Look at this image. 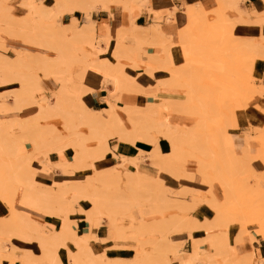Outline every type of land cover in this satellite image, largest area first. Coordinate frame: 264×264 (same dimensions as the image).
<instances>
[{
  "label": "rangeland",
  "instance_id": "1",
  "mask_svg": "<svg viewBox=\"0 0 264 264\" xmlns=\"http://www.w3.org/2000/svg\"><path fill=\"white\" fill-rule=\"evenodd\" d=\"M21 1L22 0H6L5 2L4 1L1 2L2 3L1 10H3L4 13L6 14L9 12L8 16L10 17L7 20L8 22L12 23V26H15L17 24L16 28L19 27L18 19L23 17L26 13V8L21 4ZM224 1L226 0H222L220 2L218 1L219 3L218 10L212 12H205L206 13V14L204 13L205 17L204 15H203L204 18L202 17L203 20H200L199 18L201 17L199 16V14L201 13L194 12L191 14V15L198 14L197 16L199 17L196 16L198 18L196 22L190 24L191 25L190 28H188L185 32L191 34L192 38L194 35H196L195 37L197 36L201 37V35L204 34L207 38H209V41L211 39L212 40L208 44L206 43L207 45H205L203 43L208 42L207 41L208 39L206 38L203 39V37H201L202 38L201 40L199 38H197L196 40L195 38L193 42L189 43L187 49L188 51L186 50L185 52L187 56L188 55L190 56L187 58L186 54L184 53L185 64H182V66L184 67H181L180 65V68L175 67L173 69L171 66L173 63L170 66L168 64H165L166 66L165 68H162L163 65H159V64L152 65L153 67L152 71L156 69H163L169 71L170 75L172 70L173 71L176 70V72H180L178 73V75L179 74L181 75L184 72V74H182L183 76L181 75V77L178 78V79L181 78L180 80H183L181 81L182 83L180 82V80L176 81L178 83L180 82L179 87L183 86L184 84L192 85V83L196 81L193 84V86L196 85L195 98L193 99L192 103H190L189 105L183 106V104L181 103L178 104L179 106H177V104L175 103L177 101L179 103L180 100L184 101V99L186 98L185 94L159 92L164 94L163 95L164 97H161L158 94V100L160 101V103L161 101L173 99L171 100V102L173 101L172 103L170 101H168V103L170 104L167 105L166 103L168 108L169 105H173L171 106V108L173 109L171 108H169L170 110L167 109L168 112L162 114L160 116V120H163L164 115L168 114L167 118L171 125H175L178 128L188 127L190 129L192 127V129H195L196 131H198V133L203 132L202 133L203 137H201V139L199 140L196 149H194V151L192 150L193 153H191V155L182 156V154H180L179 155L180 161L175 164L174 162H172L173 167H168L169 162L167 161L166 158H164L161 162H158L156 164H152L149 161H147L148 166L144 164L145 167L144 169L146 171L144 172V175L140 177H138L137 175H138V171L141 170V168L138 169V166H136L137 165L136 160L133 159L134 157H137L139 155V150H138V155L136 156L130 155V157H125L124 160L120 159L117 156L120 159L119 165H115L111 167L104 166L100 168H95V165L93 163L94 160H102L106 157L107 154L103 152V149L101 148V143L99 144L98 139L93 137L91 134H88L89 133L88 128L86 126H80L81 131L84 132V130H87V132L85 131L84 134L83 132H81L82 134L81 142L86 147L83 156H84V166L85 168L87 167L88 168L87 169L84 168V171L77 172L74 175L69 176V180L71 182L83 181L87 177V175L91 173L100 174L102 176H105L106 174H110V173L114 174V176H111V179L108 178L110 180L107 179V182H99L98 187L107 193V199L109 201H111L113 204L116 203L115 211H114L115 221L119 230L124 232L126 236L125 241H117V242L115 241V243L113 244L117 245L119 248L125 247L127 249L126 252L132 253L131 256H125L119 258L111 257L109 255H106L105 253L97 252L96 249L93 248V244H92L93 242H92L91 245L93 248V252L97 257L103 256L105 259L110 261L116 259L128 260L134 256L135 254L134 247L136 244L139 243L141 247L145 249L146 253H148L149 256V257L147 256L148 264H152V263L158 264L157 258L158 257L161 258L162 255L168 254L171 251L173 245L178 246L177 245L178 243L179 247H181L180 251L177 254H172L170 258L172 261L171 264H174L172 257H178L179 255L182 254L183 251H187L185 257H183L181 260L185 259L192 252V247L194 245V242L192 240H198V243L202 249V253H201L202 256L209 255L208 258L207 257L206 258L214 262L213 263L211 261L210 264H237L238 259H240L238 257L240 256V254H242L241 258L244 257L243 254L245 255L244 259L247 258L246 254H249V252L246 249L247 248L246 243L250 244V241L254 240V238H251L250 234L255 235V237L257 236L259 238L262 237L258 234L261 232L262 222L264 221L259 222L258 220L261 219L264 220V124L260 125L259 127L250 128L247 132H245L244 133L245 138L241 143L234 142L235 144L234 150L232 149L231 138L228 132L232 128L238 126L236 112H235V108L237 107L236 103L241 104L243 107L242 110L239 109V112H246L249 111V109H253L257 111L259 114H261L262 117H264V112H262L264 111V109L257 108L254 102L255 97L262 94V92L261 93L255 92L254 95L249 93L256 88L254 64L257 60H261V59H256L251 65L250 59L252 55H250L248 51L246 52L247 49L244 50L245 51L244 53H241L243 48L240 49L241 52H238L239 46L248 45L251 47H246V46L245 47L248 49L249 48L253 49L252 44L254 43H252L253 42L252 40H255L254 45H257L260 44L261 39L264 38L258 40L248 39L250 42L245 39L244 43H242V40L244 39L236 38V36H234L233 34L232 27L230 26L231 28L229 29L228 26L229 22H232L233 20H231L228 16V13L224 11V9H227L228 7H225L223 5L224 6L223 9L222 4L224 3ZM32 3L34 6H38V7L42 3L44 8L48 10L47 19L43 21L44 25L42 24L43 26L42 29H44L45 27L47 29L43 30L42 33L52 35L54 36V38L60 37L61 34H64L65 37L66 36L69 37V35H65V34L68 33V29L66 27L70 26V24L63 26L61 24V19H59V16L68 12L60 11L58 7L55 5L56 4L55 1L53 7L44 5L43 0H32ZM2 6H6L8 8V11L5 9L6 7H4L5 9L4 10ZM75 9L83 11L85 15L91 12V11L86 12L83 10V8H75ZM75 9H73V11ZM6 14L4 15L6 16ZM224 15H225V19L226 20L230 19V21H227L226 23V20L224 19L225 20V22L223 21L224 25L222 24L224 28L222 29L221 25L218 26L217 23H222L220 17ZM1 16L2 15H0V17ZM262 16H264V13L260 14L261 20H259V22L261 21L260 23L264 24V17ZM12 18L14 21L11 20L12 21L11 22L9 19ZM0 19L2 21L3 18ZM1 21L0 24L4 25V23H6L4 26L9 24L7 23V21L4 23L3 21L2 22ZM213 23L215 25H213ZM0 27H2V25ZM216 27L218 28V31L216 30L217 29ZM51 30L54 31L55 35L52 33ZM197 31H200V33L203 32L204 33L200 35ZM57 32L58 35H56ZM229 32H231L232 35ZM64 36L62 37L61 35L62 38H65ZM222 36L224 37L226 36L227 40ZM22 37L23 35L20 36L14 34L13 32H10L8 34L7 32L5 33L0 30V41H1L0 45H2V48L0 46V57L10 59L16 56L17 51H25L26 53L29 52L28 53L29 55L30 54L33 55L36 52V46L28 41H25L26 39L25 40L23 39L25 37L23 38ZM219 37L220 38L222 37V40ZM217 39L219 40L218 42ZM65 40H69V38H65ZM246 41L248 42V44L245 43ZM211 42L213 44H211ZM73 43H75L78 47L79 44H77V42L74 41ZM230 43L233 46L236 45L234 47L235 50L231 47L232 49L231 48H228L229 50L227 49L229 52L227 50H226L227 53L224 52L225 49L227 48L226 45L230 46ZM70 44L72 45V42ZM214 44H217L218 46L215 45L216 47L214 48ZM146 46L150 48L152 47L153 48L158 47L161 49L163 48L161 44H156V45L147 44ZM3 47L5 49H3ZM203 48H205L206 50ZM206 52L207 54L209 53L208 55L210 54L211 55L208 56ZM77 53L80 54L79 52ZM52 54H53L52 51H48L46 57L51 58ZM221 55L224 57H222ZM149 58H147L146 62L149 60ZM72 59L74 60L76 59V61L74 62L73 60L70 59L72 62L69 60L71 63L68 62L69 65H67L64 70L62 68L60 72H58V70H51L49 73L46 74V76H44L45 74L44 72L43 74L42 71L34 67H30V68L21 67V69L19 68L16 69L18 70L17 71L18 73H22V74L25 73L24 75L27 74V76L28 74H30L29 77L30 78L32 77L31 79L33 80L32 81L28 77V80H30V84L31 82L32 83L37 82L38 87H36V89L34 88L36 86L35 83L33 84L34 87L30 85L32 88H34V90H31V93L33 94V96L35 97L34 99L36 100H38L40 97L44 96L45 94L51 95L57 91V89L60 86L59 85L60 81H58L55 77H58V75H63L66 77L65 81H67L66 84L69 87H71L73 84L78 85L79 83L82 85L83 84L82 77L84 78L85 73L87 72L94 76L97 74L95 77L96 78L99 77L100 79H102L101 75L92 68H87L86 71L84 72V75H82L81 62L78 61L79 59L77 58H72ZM187 61H190L188 65H186ZM224 61L225 63H223ZM123 63H124V67H131L133 69L135 68V70L137 71H141V70L148 71L149 68L147 67L146 64L144 66L142 63L139 64V67H134L130 65L128 61H124ZM190 63L192 67H190ZM185 66L186 67L188 66L189 68L188 67L185 68ZM67 67L68 70H66ZM177 68L179 70H182V72L178 71ZM182 68H184V71ZM228 68L231 72L228 70ZM34 69L39 75V78L37 77L38 75L35 77L34 75L36 73L35 71L33 73V76L35 78H33V76L31 75ZM188 69L189 70L191 69V71H189ZM226 70L229 71L228 74L229 80L228 78L225 77L228 76L227 75L228 72H226ZM248 70L252 74V78H253L250 81H246L245 79ZM66 71L68 73L65 74ZM150 71L151 69H149L148 72ZM185 71H189V72L185 73ZM187 73H188V77H190L189 78L190 83L188 82L189 80H187L188 79ZM189 75H191L192 77ZM215 76L220 78L218 79ZM230 76L232 77V80L230 79ZM217 79L218 80L222 79V81L221 80L218 81ZM223 81L226 83H224ZM229 81L230 82L233 81V82L230 83ZM183 82H188V83H183ZM174 83L173 85H171L173 86V88L178 86L175 85ZM104 84L106 88L107 85H109L112 88V86L109 83H104ZM231 84H233V86ZM45 86L50 87L51 89H46L44 88ZM18 87H19L18 82H12L7 85L0 84V94L12 93ZM85 89L89 90L87 88ZM88 93L89 92L87 91L83 95L84 103H85L86 94ZM118 94L127 95L130 97H136L137 91H133V92L117 91L116 100H115L117 103H118L117 97L119 98ZM139 95L141 97L140 101H138L136 104H131L130 106L127 105L125 107L134 108L135 106L142 105L144 103L146 106L151 104L153 105L155 103V99L153 97H148L142 94ZM171 95L172 96L176 95L179 97H170ZM163 98H165V100ZM228 104L233 105L231 108V112H232L231 114H229L228 108L225 106ZM161 105L166 106L165 103ZM175 106L179 108L181 107L180 108L181 111L179 110L175 111L174 108ZM118 107L119 106H117L116 109L119 115H121L122 119L124 120L125 119L124 115H126V111L125 109L121 108V106L119 108ZM37 108L38 106L35 105L33 102V104H28L25 107L23 113L16 112L14 110L2 111L0 112V121H2L3 119L16 118V117L22 119L29 116V118H31V116L34 115V113L36 112ZM102 108L94 109V110H101L105 115L104 117H107L106 112L103 111ZM27 113L28 115H26ZM57 117L58 116L53 115L52 117L48 118L47 121L45 122L43 121L42 124L40 123L41 126L39 125L40 128L39 127L38 128L39 129L43 128L44 130L46 127L45 125L56 124L57 119L58 121L60 120V118ZM199 119L203 120V123L201 121L202 123L201 125H205V127L202 126V128H200L201 125L197 123V121L200 122ZM198 125H200V127ZM125 126L130 127L129 123H126ZM195 126H198V129H196L197 127ZM222 130L226 133L224 136H222L223 133L221 132ZM18 132L19 131H14V134H17ZM154 134H156V136L159 138L158 144L163 151V156L165 157V155L169 153L170 147L167 141L161 138L162 136H160L158 133H154ZM68 138L69 136L66 137V141L68 140ZM109 140L113 142L114 137L107 136L106 137L107 144ZM247 141H249V146H247L246 144ZM119 143L124 145H129L131 147L134 146L128 143H123V142H119ZM25 144L26 145L24 148V152L22 151V155L24 157L28 155L31 156L34 150L33 146L29 140H26ZM164 145H168L169 150L167 152L164 151ZM150 146L152 147V145ZM247 147L250 148L249 149L250 152L255 156H251L246 153L248 151ZM244 149L245 152L242 154ZM65 151H67V154L69 152L72 153V156L70 158H67L68 161H72L76 158L77 154L72 148H66L64 150V155H65ZM51 152L54 151L49 150L48 155ZM41 159H42L41 155H36L32 157L31 167L33 171L35 170L34 164L36 162L42 164L40 162ZM126 163H130L132 167L126 166ZM17 166L19 165L17 162H15L13 167L7 168V165L0 161V175L7 176L10 174H15L14 172L16 170L18 171ZM90 166L94 167L95 169L92 170L91 172L89 171L86 172V170L90 169L89 168ZM150 169H155L154 173H152ZM172 170L175 171V174L169 173V171ZM34 173L35 171L33 172V175ZM76 185L77 184L73 183V186ZM186 190L187 192L184 193L183 191ZM70 201L72 200L65 197V198H61L58 204L61 206H67L68 203H70V205L72 204V207L74 208L75 211L73 210L72 212H69V218L72 222L71 223L72 226H74V228L76 229L77 236L78 237L87 236L92 233L97 238L95 241H100L101 237L99 238L91 230L84 216V212L91 207L90 202L84 199L79 200L75 203ZM12 203L16 211L24 212L26 214H28V212L30 213L31 211L39 212L37 210L30 209L20 205L16 200H13ZM86 204L88 205L87 208L84 207ZM0 207H3V209L6 211V213L0 216V219H2L3 216L5 217V215L6 217L9 216L10 208L8 207V204L4 201V199H2V197L0 198ZM81 209H83V211H81ZM139 209H147L148 212L144 216L140 213ZM74 224H76V226ZM102 225H103V229H107V226L105 224ZM84 229L90 230V232L87 233L86 231H83L82 233H80V231ZM9 231L10 234L0 231V244L1 247L3 248V255L5 256V259L2 261V264H4L7 261L9 264H16L17 262L22 264L21 259L22 257H24L25 252L23 254L20 253L18 254V252L13 253L12 251L13 248H9L8 244H4L5 242L4 240H8L9 237L16 234V230L13 228H10L8 232ZM100 242L105 243L102 241ZM68 246H71L69 247L71 249L74 248V246L70 241H68ZM40 249L42 250L41 257H36L35 254L29 249L26 250V252L28 251V253L30 252L33 253V255L31 253L32 257H29L31 264H40L41 262H45L46 264H52V262L47 261L45 257L48 256V253L56 255L54 249L52 250L51 247L49 248L40 247ZM236 257H238V259ZM181 260L177 264H182ZM241 260L243 259H240V261Z\"/></svg>",
  "mask_w": 264,
  "mask_h": 264
},
{
  "label": "bare ground",
  "instance_id": "2",
  "mask_svg": "<svg viewBox=\"0 0 264 264\" xmlns=\"http://www.w3.org/2000/svg\"><path fill=\"white\" fill-rule=\"evenodd\" d=\"M2 1L5 2L6 0L0 1V15H2L0 18H3L2 19L3 23L7 21V23L9 24H7L6 26H4L6 23H4V25L0 24V26L2 25V27H0V30L5 33L7 32L8 34L10 32H13L14 34L20 36L23 35V37L25 38L23 37L22 38L24 40L26 39L25 41H28L36 46V52L33 55L31 54L29 55L28 54L29 52L26 53L25 51H17V52L15 51L16 56L10 59L0 57V84L7 85L12 82L19 83V87L16 90H14L12 93L0 94V112L14 110L16 112L23 113L25 107L28 104H33V102L35 105L38 106L36 112L34 113V115L31 116V118H29V116L22 119L16 117V118L3 119L2 121H0V161L5 163L7 165V168L13 167L15 162H17L19 165L17 166L18 171L16 170L14 172L15 174H10L7 176L0 175V196L2 197V199H4V201L8 204V207L10 208L9 216L6 217L5 215V217L3 216L4 218L2 217V219H0V231L10 234V231L8 232L10 228L16 230V234L9 237L8 240H4L5 241L4 244H8L11 238L15 237L23 241H34L39 245V247H45V248L51 247L52 250L54 249V251L56 252V255L48 253V256L45 258L47 261H51L52 264H148L147 262L149 257L148 253H146L145 249L142 248L139 243L135 245L134 247L135 254L131 259L128 260L116 259L110 261L105 259L103 256L97 257L93 252V248L90 242L91 239L95 241L97 239L96 236L91 233L90 235L87 236L78 237L76 229L74 228V226H72L71 224L72 222L69 218V212H72L74 210L72 204L70 205V203H68L67 206H61L58 204V202H60V199L65 197L71 199L72 201L70 202H74V203L83 199L88 200L91 204V207L84 212V216L91 230L98 228L102 224H105L107 226L106 233L103 237L100 238V241L106 242L107 240H110L113 243H115V241L116 242L125 241L126 236L124 232L119 230L115 221L114 211H115L116 203L113 204L111 201H109L107 199V193L98 187L99 182H107V179L108 178L111 179V176H114V174L110 173V174H106L105 176H102L100 174L91 173L88 174L83 181L62 182V183H58L57 187L43 186L34 180L33 172L35 170L33 171L31 167L32 157L36 155H41L42 156V159L40 160L41 163H43L47 168L50 167V169L51 166L57 168L61 173L67 175L64 176L65 178L63 180H69V176L74 175L77 172H82L84 171L85 168L83 154L85 152L86 147L81 142V138H82L81 132L83 131L80 130V126H86L89 130L88 134H91L93 137L97 138L99 144L101 143V148L103 149V152L105 154H108L110 151V147L108 146L106 141L107 136L114 137L119 142L128 143L131 145H135L136 141L139 142L143 141L145 143L152 145L151 149L147 150L146 152L139 150V155L133 158L136 160L137 163L136 166H138V169L141 168V170L138 171V175H137L138 177L144 175V172L146 171L144 169L145 168L144 164L147 161H149L152 164H156L158 162H161L164 158H166L167 161L169 162L168 167H173L172 162H174L175 164L180 161L179 158L180 154H182V156H188L191 155V153H193L194 149H196V146H198L197 144L199 143V140L201 139V137H203L202 136L203 132L198 133V131L192 129V127L190 128L192 130H190L188 127L178 128L175 125H171L167 118L168 114L164 115L163 120H160V116L165 112H168L167 109L173 106V105H169V108L167 107V105L170 104L168 103V101L171 102V100L173 99L169 98L170 100H165V98H163L165 101H161L160 103V101L158 100V93L171 92V93L185 94L186 98L184 99V101L180 100L179 103L178 101L175 103L177 104V106H179L178 104L181 103L183 104V106L189 105L190 103H192L193 99L195 98L196 85L193 86V84L196 81L192 83V85L184 84L183 86L179 87L180 82L183 80H180L181 78L180 79L178 78L181 77V75L184 74V72L181 75L180 74L178 75V73L180 72H176V70L173 71L171 69L172 71L169 78L161 82L159 80L158 84H156V86L154 85L155 87L154 86L149 87L151 86L149 85L147 88H144V87H140L139 84L137 85L134 79L131 76H129V74L125 73L124 63H123L124 61H128L130 65L134 67H139L138 61L143 60V52H142L143 43L146 44L147 42L148 43L151 42L155 45L161 44L163 47L162 48L163 53L161 56L159 55L160 58H158L157 56H150L147 62L141 61L142 63H146L147 67H149L148 71L149 69H151L150 72L147 71L148 74L152 72L153 64L163 65L164 67L162 66V68L166 67L165 64H168L170 66L173 63L172 58H173V51L175 49L174 46L170 45L171 43L170 44L165 43L167 41L165 38L167 37H165V35L163 34L158 23L152 22L147 26L136 25L134 23L135 14L131 12L132 8L128 16V24L130 26L127 28V30L125 31L123 30L120 31V33L118 32L116 33V36L114 37L115 40L113 42L114 50L109 51V47L112 46L110 42L111 37L108 34H106V36L104 35L105 37L102 35L103 37L99 36L98 38L97 33L95 31L94 22H90L87 24L85 23L83 25H77L76 21L73 20L70 26L66 27L68 29V33L65 35H69V37L67 36L65 37L64 34H61L62 37L64 36L65 38H69L70 41L65 40V38H62L60 34H59L60 37H55L58 38L55 39L54 36L52 35L42 33L43 30L47 29L46 27L42 29L43 27L42 24L43 21L47 19V14H48V10L44 8L42 3L38 7L33 5L32 0H22L21 4L26 8V13L23 17H21L22 19L19 18L20 21L18 19L19 27L17 26L18 28H16L17 24L15 26H12V23L8 22L7 20L10 17L8 16L9 12L6 14L4 13L3 10H1ZM110 1L111 0H55L56 2L55 5L58 7L60 11H65L68 13H72L73 9L75 8H83V10L87 12L89 9H91L92 6L94 7L96 3H99L102 6V8H107L108 3ZM117 1L118 0H116L115 2ZM128 1L129 3L127 2V0L123 1L127 9L128 7H131L130 6L131 0ZM239 1H243V0H226L228 6L235 7V9H237L236 8L238 4L237 2ZM4 7L6 6H2L3 9ZM5 9L8 11L7 7ZM93 9H95V7ZM202 9L203 8L199 10L202 12L201 13L202 15L199 14V16L201 17L197 16L198 14H196V16L200 18V20H203L202 17L205 13L204 11H202ZM190 10H188V12L190 11L193 13L195 11V10L193 11L192 9ZM237 10L238 12L240 11L239 8ZM3 13L6 14V16L8 17H6ZM190 17L191 16H189V18ZM260 18L261 17L259 15L255 23L256 22L260 23L261 22V21L259 22V20H261ZM220 19L222 23H217V25L218 26L221 25L223 29L224 28L223 21L225 22L226 20L225 15L220 17ZM9 20L14 21L13 18ZM235 20L238 22L245 21L244 19L241 21V17L240 19L237 18ZM227 21H230V19L229 20L227 19L226 23ZM234 22L233 21L229 22L228 24L229 29L231 27L233 29V26L235 24ZM213 25L215 24L213 23ZM218 28L216 29L217 31ZM122 29H124V27ZM51 31L54 34V31L53 30ZM197 32L200 35L204 33L203 31H202L203 33H200V31ZM229 33L232 35L231 32ZM125 34H127L128 37L131 39V41L128 43L123 42V36H125ZM182 34H183L182 37L180 36V43H181L180 45L183 53L185 54H186L185 51L188 49L189 43L193 42L195 38L196 40L197 38L201 40L202 39L201 37H203V39L204 38L208 39L207 40L208 42L203 43L205 45H207L212 40L210 38L211 40L209 41V38H207L204 34L201 35V37L200 36L195 37L196 35H194L193 38L191 34H185V31L182 32ZM56 35H58V32L56 33ZM222 37L219 38L222 40ZM224 38H226V36ZM74 41L80 45V48L79 45L77 47V45L73 43ZM154 41H156L157 43L156 42L154 43ZM218 41L219 40L217 39V42ZM244 41L245 39L242 40V43H244ZM252 41H253L252 43L255 44L254 42L255 40ZM71 42L72 45L70 44ZM100 43L103 44V46H101ZM245 43L248 44L247 41ZM211 44L213 43L211 42ZM217 44H214V48L218 46ZM254 44H252L253 49L249 48L250 51L246 47H251V46L241 45L242 47L241 46L238 47V52H241L240 49L243 48L241 53H244L245 52L244 50L247 49L246 52L248 51V53L252 55L250 59L251 65L256 59L264 60V39H261L260 44L257 43H256L257 45ZM0 46L2 48V45ZM235 46L231 45L230 43V46L226 45L227 48L225 49V51L224 50L223 51L227 53V51L229 50L228 48L232 47L234 49ZM3 49L5 48L3 47ZM48 51H52L53 53L51 58L46 57ZM76 51L79 52L81 55L78 54ZM189 56L190 55L187 56L186 54L187 58ZM72 58H77L79 59L78 61L81 62L82 75H84V72L86 71L87 68H92L101 75V78L104 81V83H109L112 86L111 89H107V95L105 96V100H104L105 104L102 108V110L106 112L107 117H104L105 115L101 110H93L91 108L89 109L87 105L84 103L83 95L87 91L89 92V90L85 89V88L89 89L87 86L84 87L83 84L81 85L79 83L78 85L73 84L71 87H69L66 84L67 81H65L66 77L63 75H58V77H55L58 81H60L59 84L60 86L55 93L51 95L45 94L44 96L40 97L38 100L34 99L35 97L31 93V90H34V88L36 89V87H38L37 82H34L36 84V86L34 87L33 85L34 83L31 82L30 84V80H28L30 74H28L27 76V74L24 75L25 73L24 74L18 73L17 72L18 70L16 69V68L21 69V67L24 68L34 67V68H38V70L42 71V73L44 72L45 74L44 73L43 74L44 76H46V74L49 73L51 70H58V72L61 71V68L64 70L65 67L72 62L71 60H73L74 62L76 61V59L74 60ZM189 62L190 61H187L186 65H188ZM223 63H225V61ZM148 65H150L152 68ZM178 67L180 68V66ZM181 67L184 66L181 65ZM187 67L185 66V68ZM190 67H192L191 63H190ZM182 69L184 71V68ZM191 69L188 70L191 71ZM15 70L17 73L15 72ZM66 70H68V67ZM177 70L182 72V70H179L178 68ZM34 71L35 69L32 71L31 74L32 76ZM189 71H185V73ZM229 71L226 70V72H228L227 75L229 74ZM66 73L68 72L66 71L65 74ZM34 75L36 77L38 75L37 72ZM35 77L33 76V78ZM37 77L39 78V75ZM225 77L228 78L229 80V75ZM31 78L29 77V79ZM187 78H188L187 80H189L188 82L190 83V79H189L190 77H188V73H187ZM216 78L219 79L220 77H216ZM222 79L220 80L222 81ZM230 79L232 80L231 76ZM245 79L246 81H250L253 79L252 74L249 72V70L248 73L246 74ZM177 80H180V82L179 83L176 82ZM188 82H183V83H188ZM173 83L178 86L173 88V86H171L173 85ZM233 84L231 85L233 86ZM30 85L34 88H32ZM117 91L120 92L137 91L139 94L148 97H153L155 99V103L153 105L151 104L148 106H146L144 103L142 105H137L134 108L121 106V108L125 109L126 111V115H124L125 119L123 120L121 115H119L116 109V107L119 106L115 103ZM262 91H264V87L256 86V88L249 93L254 95L255 92L261 93ZM164 103L165 105L167 103V105L166 106L161 105ZM177 106L174 107L175 111L177 110L181 111L180 110L181 107L179 108ZM225 106L228 108L229 114H231L232 113L231 108L233 105L228 104ZM53 115L58 116L60 118L59 121L62 122L63 131H60L57 128L56 124L45 125L46 127L44 130L42 127H41L42 129H39L40 123L42 124L43 121L44 122L47 121V119L52 117ZM199 120L200 122L197 121V123L201 125L203 123V120L202 119ZM126 123H129L130 127L125 126ZM200 125L198 126L200 127ZM198 126H195L197 127L196 129H198ZM202 126L205 127V125H201L200 128H202ZM14 131H19V132L17 134H14ZM221 132H223L222 136L226 134L223 130ZM84 133L85 130L83 134ZM154 133H158L160 136H162L161 138L166 140L170 147L169 153L166 154L165 157L163 156V151L158 144L159 138ZM68 136L69 138L66 141V137ZM26 140H29L31 142L34 150L31 156L28 155L24 157L22 155V151L24 152ZM66 148H72L78 156L76 155V158L74 160L68 161L67 157L64 155V150ZM49 150H52L57 154L56 161L50 162L48 157ZM118 157L122 160H124L125 158L124 155H118ZM89 168L92 170L95 169L92 166H90ZM46 169L45 171H47ZM41 170H43V168H41ZM169 173L175 174V171L172 170L169 171ZM73 183L77 185L73 186ZM183 192L185 193L187 192V190ZM13 200H16L22 206L37 210L39 212H43L46 216L45 223L38 224L32 221L29 218L28 214L24 212L16 211L15 208L13 207V203H12ZM139 211L144 216L148 212L147 209H139ZM54 217H58V224H59L58 229L55 228L56 221ZM258 221L261 222L264 220L261 219ZM74 225L76 226V224ZM258 235L264 237V222H262L261 232ZM250 236L251 238L255 239V235L250 234ZM68 241H70L74 246L73 249L69 248ZM192 241L194 242V245L192 247V252L185 259L181 260L182 261L181 263L210 264L212 260L210 261L209 259H207L209 255L207 256L204 255L205 257L202 256L201 254L202 249L198 243V240H192ZM177 245L178 246L173 245L171 251L168 254L162 255L161 258L158 257L157 263L171 264L172 262L170 259L171 255L177 254L181 248L179 247L178 243ZM114 246L115 245H113V247ZM14 248L12 250L13 253L16 252ZM61 252H64V256H61L60 254ZM31 253L32 252L28 253V251L27 252L25 251L24 257H22L21 259L22 264H31L29 259V257H32ZM246 255H247L246 259H244L245 258L244 254H243L244 256L243 258H241L242 254L238 256L240 259H243L241 260L242 264H264V259H260V258L256 259L254 257V253L252 249L249 251V254ZM238 257L236 258L238 259ZM4 259L5 256L3 255V248L1 247L0 244V264H2V261ZM240 259H238L237 264L239 262H240L239 264H241Z\"/></svg>",
  "mask_w": 264,
  "mask_h": 264
},
{
  "label": "crops",
  "instance_id": "3",
  "mask_svg": "<svg viewBox=\"0 0 264 264\" xmlns=\"http://www.w3.org/2000/svg\"><path fill=\"white\" fill-rule=\"evenodd\" d=\"M54 1L55 0H43V3L46 6L53 7ZM115 1L116 0H111L108 3V7H107L108 9L102 8V6L99 3H96L94 5L95 9H93L94 8L93 6L92 7L90 6L91 9H89L88 12L90 11L91 12L89 14L85 15L83 11L75 9L73 13H65L59 16V19H61V24L63 26L71 24L73 20H75L76 24L78 25L94 22L95 31L98 37L99 36L103 37L104 35L106 36V34H108L111 37L110 42L112 46L109 47V51H112L114 50L113 42L115 40L114 37L116 36V33L117 32L120 33V31L123 30L125 31L130 26L128 24V16L132 8L131 12L135 14L134 23L136 25L147 26L152 22H156L159 24L163 34L165 35V37H167L165 38L167 40L166 44L171 43L170 45L175 47L172 58V62H173L172 68H175L184 64V60H185L184 53L180 47V41H179L180 39L179 36L181 35L182 37L183 34L180 33L190 28L191 26L190 24L195 23L196 20L198 19L196 15H191L192 12H190L191 11L190 9H192L193 11L195 10L194 12H198V13H202L201 11H199L201 10V8H203L202 11L204 12L216 11L218 10L219 7L218 1L220 2L222 0H131L130 1L131 7H128V9L123 2L126 0H118L117 2ZM127 2L129 3L128 0ZM237 3L238 4L236 8L240 9L239 12L237 9H235V7H229L226 1H224V3L222 4V6L224 5L225 7H228L227 9H224L223 6V9L228 13L229 18L235 21L234 22L235 24L233 26L234 36L240 39L258 40L264 38V24L260 25L258 23H255V20L259 17V15L264 13V0H243ZM188 10L190 11L188 12ZM189 16L191 17L189 18ZM240 17H241V21L244 19L246 22L245 21L238 22L235 20L237 18L240 19ZM123 27L124 29H122ZM185 34H189V33L185 32ZM130 41L131 39L128 37L127 34H125V36H123V42L128 43ZM147 44L155 45L151 42L150 43L147 42L146 44L143 43L142 45L143 60L141 61L146 62L149 56H157L158 58H160L159 55L160 56L162 55L163 49L158 47L150 48L146 46ZM100 45L103 46V44L101 43ZM141 61H138L139 64L142 63ZM258 62H262V68L259 77L256 76V72H255V66ZM142 64L145 66L146 63H142ZM124 71L134 79L137 85L139 84L140 87H144V88H147L149 85H151L149 87H152L154 85L156 86L159 80L161 82L170 77L169 71L163 69L153 70L151 72L152 74L151 73L148 74V72L147 71L145 72V70L137 71L131 67H126V68L124 67ZM254 73L256 79L255 82L256 86L264 87V60H257L255 62ZM82 83L84 84V86L87 85L89 90H91L85 97V104L93 110L101 109L105 104L104 98L107 95V88L111 89V87L107 85L106 88L102 79H100L99 77L96 78L94 75L89 74L88 72L85 73V77L82 79ZM44 88L51 89L50 87L47 86H45ZM158 94L159 96L164 97L163 96L164 94L162 93H158ZM170 97H179V96L173 95ZM140 99L141 97L137 92L136 97L119 95L118 103L116 101L115 102L119 106H127V105L130 106L131 104H136L138 101H140ZM261 99H264V91H262V94L256 96L254 99L256 107L260 109H264V103L260 102ZM236 105L237 107L235 108V112H236L238 126L232 128L228 132L231 138V146L233 150L235 148L234 142L241 143L245 138L244 136L245 132H247L250 128L259 127L260 125L264 124V117H262L261 114H259L257 111L253 109H249V111L246 112H239V109L242 110L243 107L239 103H236ZM26 115H28V113ZM246 144L247 146H249V141H247ZM108 145L110 147L109 153L102 160H94L93 163L95 165V168H100L104 166L111 167V166L119 165L120 159L117 157L118 155H124L125 157H130V155L136 156L138 155V150L146 152L147 150L151 149V146L143 141L140 142L136 141L135 145L131 147L129 145H124L119 143L116 140V138H114L113 142L109 140ZM249 149L250 148L247 147L248 151L246 153L251 156H255L250 152ZM67 151H65V156L67 158H70L67 154ZM244 152L245 149L243 150L242 154ZM54 156L56 157L55 159H53ZM48 157L50 162H54L57 160V154L54 152L49 153ZM145 164L148 166V162H146ZM126 166L132 167L130 163H126ZM34 168H35L34 180L43 186L57 187L58 183L70 181V180H63L65 178L64 176L67 175L61 173L60 171H58L57 168H54L53 166H51L50 169V167L47 168L43 163L40 164L36 162L34 164ZM41 168H43V170H41ZM45 169L47 171H45ZM150 170L152 171V173H154L155 171V169H150ZM87 171L91 172L92 169H88L86 170V172ZM4 213H6V211L3 209V207H0V216L3 215ZM28 215L32 221L38 224H44L46 221V216L43 212L31 211L30 213L28 212ZM54 219L57 225L56 229H58V217H54ZM100 226L98 227L99 229L95 228L92 230L99 238L103 237L106 233V229H103V225ZM83 231H86L87 233L90 232V230L84 229L80 231V233H82ZM101 231L104 232L103 236L100 234ZM90 242L91 243L93 242L92 243L93 248L96 249L97 252L105 253L106 255H108L107 253L109 249L113 247V245H115L110 240H107L106 241L107 243H101L100 241H93L91 239ZM247 244L249 243H246L247 246L246 249L248 252L252 249L254 253V257L256 259L257 258L264 259V237L259 238L256 236L253 241H250L249 245ZM8 246L9 248L15 247L14 250H16L18 254L19 253L23 254L27 249H29L35 254L36 257H41L42 255V250L40 249L38 244L34 241H23L21 239L13 237L8 243ZM114 247L123 251H127L125 247L119 248L117 245H115ZM186 253L187 251H183L182 254L179 255L178 257H172L173 263L177 264L183 257H185ZM4 264H9V263L7 261ZM16 264H20V263L17 262ZM40 264H46V263L41 262Z\"/></svg>",
  "mask_w": 264,
  "mask_h": 264
},
{
  "label": "snow or ice",
  "instance_id": "4",
  "mask_svg": "<svg viewBox=\"0 0 264 264\" xmlns=\"http://www.w3.org/2000/svg\"><path fill=\"white\" fill-rule=\"evenodd\" d=\"M261 68H262V62H258V63L256 64V66H255V72H256V76H257V77L260 76ZM89 91H91V90H89ZM90 102H91V101H90ZM260 102H261V103H264V99H261ZM56 126H57V128H58L60 131H63V125H62V122L57 121V122H56ZM85 131H87V130H85ZM168 150H169L168 145H164V151L167 152ZM68 156L71 157V156H72V153L69 152V153H68ZM55 158H56V157L54 156L53 159H55ZM84 207L87 208L88 205L86 204ZM81 211H83V209H81ZM100 234L103 236V235H104V232L101 231ZM94 239H95V238H94ZM105 243H107V242H105ZM69 247H71V246H69ZM60 254H61V256H64V252H61ZM107 254H108L109 256H111V257H116V258L123 257V256H131V255H132L131 252H126V251H123V250L117 249V248H115V247H111V248L109 249V251H108Z\"/></svg>",
  "mask_w": 264,
  "mask_h": 264
},
{
  "label": "trees",
  "instance_id": "5",
  "mask_svg": "<svg viewBox=\"0 0 264 264\" xmlns=\"http://www.w3.org/2000/svg\"><path fill=\"white\" fill-rule=\"evenodd\" d=\"M172 96V95H171Z\"/></svg>",
  "mask_w": 264,
  "mask_h": 264
}]
</instances>
